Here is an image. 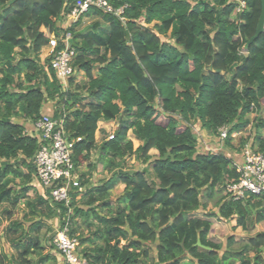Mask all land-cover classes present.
<instances>
[{
    "label": "trees",
    "instance_id": "trees-1",
    "mask_svg": "<svg viewBox=\"0 0 264 264\" xmlns=\"http://www.w3.org/2000/svg\"><path fill=\"white\" fill-rule=\"evenodd\" d=\"M106 1L113 9L125 7L124 21L90 8L68 28L77 51L75 74L86 80L74 84L72 78L75 87L63 92L39 54L59 34L57 21L74 0H0V206L14 209L24 200L30 222L59 217L63 225L68 208L62 203L51 207L42 190L28 198L38 143L23 123L34 125L43 105L53 103L58 108L52 118L65 116L75 168L97 151L112 174L99 187L82 174L79 201L76 189L70 194L69 234L75 236L79 217L94 229L89 238L77 237L79 246L100 242L81 251L90 264H264V232L255 231L264 223V195H223L238 180L233 164L244 146L264 157V31L244 49L255 36L261 0ZM241 1L245 5L235 13ZM83 18L92 22L78 31ZM251 114L250 142L241 141L239 161L227 151H198L193 125L216 139L226 129L218 143L228 145ZM99 122L117 127L97 146ZM128 132L140 143L136 149ZM128 157L150 165L153 178L146 169L126 171ZM116 184L124 191L111 209L109 192ZM209 203L216 211L207 210ZM215 221H235L231 229L245 235L214 243L209 236ZM30 225L31 233L43 227L40 221ZM5 235L16 251L9 260L1 257L8 264H31L29 258L43 250L16 221Z\"/></svg>",
    "mask_w": 264,
    "mask_h": 264
},
{
    "label": "built area",
    "instance_id": "built-area-1",
    "mask_svg": "<svg viewBox=\"0 0 264 264\" xmlns=\"http://www.w3.org/2000/svg\"><path fill=\"white\" fill-rule=\"evenodd\" d=\"M244 4V1H241L236 12H239ZM65 5H68L67 2ZM90 8L100 9L115 16L119 21H124L122 14L125 7L113 9L106 0H74L69 12L62 13L57 21L59 34H53L41 50L45 49L46 70L49 69L53 73L63 92L69 90V81L75 76L73 62L77 56V51L72 46L73 36L68 28ZM33 127L37 132V137H35L38 143V150L33 160L34 180L37 187L47 192L50 203H62L68 208L62 219L63 225H60L51 239V246L58 256L57 264H90L81 254L77 237L69 234L70 194L75 189L77 193H80L82 187L72 162V143L69 142L65 130L64 118L53 119L51 115L41 114ZM226 136L227 130L223 128L219 131L217 140L223 141ZM205 150L210 153L216 152L207 148ZM233 165L238 174V180L228 184L225 193L235 200L243 198L245 194L264 195V157L262 154L246 145L241 151L240 162H235Z\"/></svg>",
    "mask_w": 264,
    "mask_h": 264
},
{
    "label": "rangeland",
    "instance_id": "rangeland-1",
    "mask_svg": "<svg viewBox=\"0 0 264 264\" xmlns=\"http://www.w3.org/2000/svg\"><path fill=\"white\" fill-rule=\"evenodd\" d=\"M245 5V4H244ZM237 10V9H236ZM237 13V12H235ZM235 13L231 16V19H234ZM92 20L83 18L81 21L80 26L77 28L78 31H81L82 29L86 28ZM168 39V38H167ZM40 62L45 66V69L47 68V62L45 61V49L44 51L41 50L39 54ZM96 69L94 70V74L96 73ZM85 77L82 72H78L75 74L73 77V83L78 84V83H84L85 82ZM74 86L70 87V89L74 88ZM85 94V93H83ZM58 108V106L54 105L53 103H47L43 105L42 107V114H47V115H52L53 111H55ZM256 114H251L247 117L249 124L241 130V132L237 134H232L231 135V140L229 141L228 145L225 144H219L218 140L216 138H213L209 136L207 133L204 131H201L199 129V125H193V131L196 134L197 137L200 139V145L198 147V151L202 148H207L209 150H212V152L216 151L215 153L221 152V151H227L226 153H237L241 151L240 149V144L242 140H248V143L250 142L249 140V135L252 129V126L254 124ZM261 117L264 119V113L261 114ZM65 121V116L63 117ZM26 122V121H25ZM30 125L29 128H33V124L30 122L28 123ZM117 127L116 123H106V124H101L99 122L97 124V130L95 132V143L97 146L101 144L103 140H106L109 138L113 132L115 131ZM128 139H130L133 143V149H136L139 146V142L136 141L133 136L131 135L130 132H128ZM151 155L152 159L151 161H154L157 158V152L155 150H152L149 152ZM99 155L97 151H92L89 157V160L82 163L77 169H76V175L79 178L82 174L85 175L86 179L89 181V186L91 187H99L101 186L105 181L109 180L110 177L112 176L111 172L104 166V163H101L99 160ZM125 164V170L130 171V170H139L142 171L143 169L147 170L148 178L151 180L152 175H151V166L147 165H140L134 157H128L125 158L124 160ZM92 166H95L94 169H91ZM34 189L31 190L28 193V198L29 200H34L36 192L38 193V190H40L37 187V184L35 180L32 183ZM85 188H82V191L77 194L75 200L79 201L81 194H83ZM124 191V185L122 184H116L112 190L109 192V204L111 209H115L116 207V201L119 199V197L122 195ZM225 192H223L224 195ZM51 207H54L52 203H50ZM207 210L210 211H216V209L213 207V203H209ZM7 212L10 213V215L7 214ZM70 212H72V209H70ZM59 213V212H58ZM102 215H106V209L101 213ZM31 215L29 214V210L25 207L24 205V200H21L19 205L16 208H11L9 205H2L0 206V262L2 264H8L6 261L10 259L11 256L16 255V251L14 248L11 246V244L8 242L7 237L5 235V231L7 227L13 223L17 222L20 223L23 230L25 231L26 238L29 237H37L43 247V250L40 251V255H33L29 258V261L31 264H54L52 261V258H57L58 256L56 255L55 251L53 250L51 246V239L54 235V233L59 229L60 227V222L61 219L59 217H56L55 219H48V220H42L40 219H35L32 222L37 223L40 221L43 224V227H41L38 232L31 233L30 232V224L31 221ZM94 225H97V222L95 220L92 221ZM74 229L76 230V237H80L82 239H86L91 237V233L94 231L93 228H88L86 224L83 223V221L78 217L74 220ZM213 231L210 234L209 238L212 240L214 243L217 244H224L225 240L227 237L230 235H234V238L236 241H240L242 239L241 236L242 233L236 232L235 230L231 229L230 222L228 223H218V225L214 224ZM95 244H100L99 241H95L94 244H88L84 243L81 244L80 246V251L86 249V248H92L94 247ZM123 244V243H122ZM239 245H235V248L238 247ZM1 257H6V259H1ZM47 257V258H46ZM43 259V260H42ZM42 260V262H41ZM56 262V260H55Z\"/></svg>",
    "mask_w": 264,
    "mask_h": 264
},
{
    "label": "crops",
    "instance_id": "crops-1",
    "mask_svg": "<svg viewBox=\"0 0 264 264\" xmlns=\"http://www.w3.org/2000/svg\"><path fill=\"white\" fill-rule=\"evenodd\" d=\"M28 123H29V122H27V121H26V122L24 121V123H23V125H24V127H25V132H26L28 135H32V136L34 135V136L37 137V132L34 130V127H33L32 129L29 128L30 125H28ZM101 124H106V123H102V122H101ZM232 155H233V157L236 158L237 161H239V157H238L239 154H233V153H232ZM218 223H221V222H216V221H215V222L213 223V227H214V224H215V225H216V224L218 225ZM230 225H231V227H235V221H231V222H230ZM213 227H212V231L214 230ZM238 230H239L240 233H242L241 236L245 235V234L241 231V229H239V228H237L235 231L238 232ZM255 231H256V232H262V231L264 232V223H263V224H260V225H257V226L255 227ZM55 260H56V264H57V258H56Z\"/></svg>",
    "mask_w": 264,
    "mask_h": 264
},
{
    "label": "water",
    "instance_id": "water-1",
    "mask_svg": "<svg viewBox=\"0 0 264 264\" xmlns=\"http://www.w3.org/2000/svg\"><path fill=\"white\" fill-rule=\"evenodd\" d=\"M263 31H264V0H261V14L258 19L255 36L248 41V43L244 46V49H246L250 44H252L253 41L263 33ZM126 39L129 40V36L127 33H126ZM196 246L202 247L199 242H197ZM204 249L209 251L208 248H204Z\"/></svg>",
    "mask_w": 264,
    "mask_h": 264
}]
</instances>
